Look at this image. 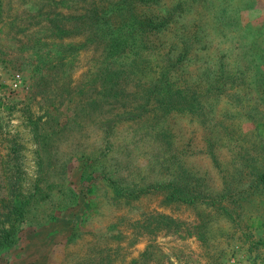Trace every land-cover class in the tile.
Listing matches in <instances>:
<instances>
[{"label": "rangeland", "instance_id": "obj_1", "mask_svg": "<svg viewBox=\"0 0 264 264\" xmlns=\"http://www.w3.org/2000/svg\"><path fill=\"white\" fill-rule=\"evenodd\" d=\"M176 1L158 0L165 9H157L129 0H0V205L11 166L24 187L54 184L48 200L29 208L35 226L22 229L0 264H264V189H247L263 166L264 134L258 143L250 119L239 115H264V87L233 55L259 46L254 29L226 32L232 41L224 42L207 26L201 0H188L180 23L151 36L137 63L129 35L118 57H106L105 31L129 34V16L159 19ZM250 1L242 25L264 21V0ZM175 34L190 57L181 60L188 64L177 74L181 84L210 64L194 57L207 46L211 60L231 46L226 67L233 72L237 63L244 74L218 96L198 82L210 109L204 115L139 108L142 82ZM67 45L70 53L62 51ZM257 67L264 71V63ZM113 68L120 72L110 89L101 73ZM170 181L211 200L169 199V187L158 185ZM114 184L128 196L116 198Z\"/></svg>", "mask_w": 264, "mask_h": 264}, {"label": "trees", "instance_id": "obj_2", "mask_svg": "<svg viewBox=\"0 0 264 264\" xmlns=\"http://www.w3.org/2000/svg\"><path fill=\"white\" fill-rule=\"evenodd\" d=\"M187 1L188 0H177L170 8H166V14L160 16L159 19H157L159 14H156L154 17L148 16L144 18L138 17L135 14L129 16V34H116V32H114V34H109L110 31H105L104 33L106 34L103 33V36L100 37H106V57L109 59L118 57L121 51L127 47L125 35H129V54L132 53V59L130 58L131 64L137 63L138 57L142 52L144 53V51L148 52L151 50L152 45H149L153 44L149 40L151 36H166L170 24L175 25L176 23H180L181 17H184L181 15L182 11L189 8L184 5ZM135 2L143 4L148 3L149 5L155 4L154 7L157 9H165L162 5H158V0H129V4ZM250 2V0H201V8H204L203 10H205L206 16H208L207 26L210 27L211 33L217 36L219 35L218 37H224V42L229 39L231 44L232 41V36L231 38H227L226 32L232 33L231 31H234L237 33L242 30L248 32L251 28L254 29V35L260 37L257 41L259 46H254V51L247 50L240 52L243 48V44L240 43V45H237L239 48L238 52L240 53L233 55L235 60L240 57L246 62L243 66L244 69H248L252 77H259L258 82L264 87V84L262 83L264 78H261L262 75H264V71H259L257 67L264 63V21L254 25H242L239 18L241 13L251 8ZM189 3H196V0H189ZM115 5L117 4L111 5L109 8H112ZM108 25H110L108 26L109 29L115 27L109 22ZM176 28L178 30V27ZM86 38L88 40L89 36H86ZM178 39V36L175 34L173 39L175 41H171V44L169 47L167 46L166 51L159 54L161 61L159 62V66L153 69V72H151L146 81L142 82L144 83V86L142 87L144 91V103L139 105L140 110L152 109L154 112H159L162 117L173 114H186L193 116L201 114L202 111L204 115V112H209L210 109L207 99L203 98L198 93L197 84L198 82H201V79H203L204 84L207 85V91L210 92L213 88L216 89V96H218L217 93L220 92L226 84L234 85L235 83L244 82V74L240 67H238V64L235 63L233 65L232 68H234V71L231 72L226 67V63L223 59L234 50L231 46L224 48L227 50V53L221 51L216 57H213L212 60L209 54L210 48L207 46L206 49L203 48L198 50L202 52V54L197 53V50H195L194 57L197 59L202 58L210 64H207L202 70V73L197 74L193 80L186 79L183 81L184 83L181 84L177 74L181 75V73L185 72L184 69L188 65L184 64L186 62H182L181 60L186 59V61H188L190 57H184V54L188 51L185 46L187 42L184 38L182 39V37L180 40ZM154 46H156L154 51L157 50L158 53L159 45L154 44ZM72 49H74L73 46L67 45L62 48V51L70 53ZM247 52L250 54L247 55ZM238 61L239 58L236 62ZM115 69L116 68H113L107 70V72L101 73L103 76L102 85L108 84V88L111 89V83L117 82L120 70ZM255 80L256 79H252L249 82L253 83ZM145 104L148 105V107H145ZM123 115H125L124 117H128L126 114ZM134 115L135 116L132 117L130 116L129 119L141 116L139 112ZM239 115L245 117V119H250L249 122L253 124L255 129L253 131V136L254 138H257V142L259 143V138L261 139L264 134V115H260L257 120L251 118L249 114L241 113ZM240 116L235 115L232 119L237 117L239 119ZM211 151H209L211 161H216L215 155ZM261 152L264 155V145L262 146ZM244 160L246 159L244 158ZM8 172V174L4 175V194L1 198L2 204L0 205V256L2 252L5 253L10 248L16 246L17 241L21 237L20 232L25 226H35L32 220L27 217L29 214V208L38 202L41 203L48 200L50 198L51 190L54 188V184L50 183L47 184L49 188L43 190L36 182H33L31 187H24L17 167L15 168L14 166H11V168L8 169ZM260 186L264 189V162L262 168H259L254 172L253 181L249 184L247 189L256 191ZM158 187L162 189L169 187V199L183 202L185 204L192 205L211 200L207 195H205L207 198L203 199L199 192H190L187 190L188 188L186 186L174 184V181L161 183ZM112 194L116 198L128 196L126 192L116 184L112 186ZM130 196H134V193L131 190H129V197ZM211 203H213V201H211ZM217 210L228 215L225 207L221 205L218 206ZM157 216L158 219H160V214ZM254 221L257 225H260L259 219ZM200 238L202 237L200 236Z\"/></svg>", "mask_w": 264, "mask_h": 264}, {"label": "built area", "instance_id": "obj_3", "mask_svg": "<svg viewBox=\"0 0 264 264\" xmlns=\"http://www.w3.org/2000/svg\"><path fill=\"white\" fill-rule=\"evenodd\" d=\"M231 264H242L241 262L234 261V263Z\"/></svg>", "mask_w": 264, "mask_h": 264}]
</instances>
